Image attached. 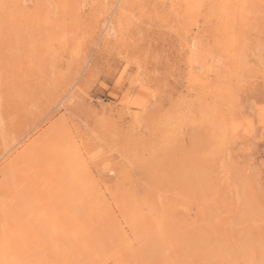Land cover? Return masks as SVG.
<instances>
[{
    "label": "rangeland",
    "instance_id": "374dc122",
    "mask_svg": "<svg viewBox=\"0 0 264 264\" xmlns=\"http://www.w3.org/2000/svg\"><path fill=\"white\" fill-rule=\"evenodd\" d=\"M0 28V264L57 256L64 158L175 212L150 264H264V0H19Z\"/></svg>",
    "mask_w": 264,
    "mask_h": 264
},
{
    "label": "bare ground",
    "instance_id": "6f19581e",
    "mask_svg": "<svg viewBox=\"0 0 264 264\" xmlns=\"http://www.w3.org/2000/svg\"><path fill=\"white\" fill-rule=\"evenodd\" d=\"M18 3L19 0H4L0 2V24L2 9L7 8L9 10V7L15 9ZM5 4L9 7L4 6ZM222 9L224 12L228 13V15L230 14L229 16L243 14L245 10L244 7L239 5L226 6ZM226 20L227 19H225V21ZM51 145L53 146V144ZM60 146L62 145L60 144ZM61 157H63V155L61 156L60 154L59 159H62ZM56 158L50 159L56 161ZM77 162L78 160L74 158L71 159L70 162H67V159L64 158V168L60 170V173H64V179L61 180H64V198L60 211L62 221L58 223L57 230H54L56 235L55 238L57 242H59V246L57 247V256L46 264H104L110 259L117 260L129 258L139 260L141 264H150L147 258H145L146 243L152 239L154 233L159 236L162 242L166 231L165 228L169 225H173L171 215L175 212H170L169 209L166 210V212H162L160 202L144 198L139 199L133 195L113 197L112 201L115 210L112 207V203L108 200L112 196L107 199L99 194V191H95L93 186L88 184L90 183L88 172ZM53 168L55 167L53 166ZM51 173L53 174L54 172ZM67 183L68 185H66ZM66 187H68V190H71L74 195L68 194ZM58 193L60 194V190ZM76 193L79 194V197H77ZM50 201H52L51 198ZM173 205L176 206V204ZM164 208H166V206ZM116 212H118V214ZM40 217L43 219L42 215H40ZM41 227L44 229V225ZM53 236H51L52 239ZM175 263L174 260L171 261L168 258H164L160 264ZM1 264L14 263L3 262Z\"/></svg>",
    "mask_w": 264,
    "mask_h": 264
}]
</instances>
